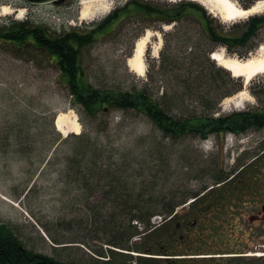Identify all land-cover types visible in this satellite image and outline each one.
Wrapping results in <instances>:
<instances>
[{"label":"rangeland","instance_id":"rangeland-1","mask_svg":"<svg viewBox=\"0 0 264 264\" xmlns=\"http://www.w3.org/2000/svg\"><path fill=\"white\" fill-rule=\"evenodd\" d=\"M130 1L132 0H109L114 3L113 9L105 14H98L93 20L75 18L62 22L59 19L61 16H58L52 27L58 33L64 30V25L67 28L65 30L77 29L90 33L113 15L115 10ZM141 1L160 7L175 3L172 0H139ZM252 1L238 0L244 4ZM75 2L80 7L79 10H82L81 0ZM22 3L23 0H0V24L26 21L25 14L20 17V12H17L25 9L20 6ZM4 5L11 6L12 14H2ZM51 8L29 7L28 21L34 25L48 26L45 17H48ZM52 9L60 14L65 11L63 7ZM198 18L187 15L180 22L171 24H161L153 18L143 20L137 16L122 19L109 33L98 35L91 44L81 48V66L86 78L96 89L123 92L146 90L154 99L160 101L165 94L170 97L177 90L179 93L184 91V82L188 77L186 69L191 68L193 74H196L198 62L201 58L204 60L205 54L210 57L211 52L224 51L232 56L247 57L257 52L264 43L263 26L246 46L229 48L224 44H217L204 36ZM220 21L213 22V25L224 28L227 34H239L244 30L245 20ZM146 30L157 33L158 36L151 38L146 54L147 70L140 76L129 68L127 59L132 54L134 44ZM38 52L26 46L25 50L15 55L5 50L0 42V98L13 97V103L38 115L52 116L70 108V113L80 123V133L86 130L91 136L103 137L110 150L108 154L116 157L113 159L116 161L113 165L116 170L120 168L125 177L137 183L158 181L155 193L161 199L167 200L172 195L176 196V207L192 201L194 196L191 193L200 194L216 185L215 177L221 171L230 173L238 163L245 165L255 154L260 153L264 134L262 130L251 131L237 140L232 138L226 141V137L212 136L206 142L210 149L205 151L199 135L189 132L179 137L166 136L147 115L133 110L125 112L111 109L96 116L87 115L85 112L78 114L80 107L76 106L74 109L70 104L68 88L62 85L60 71L55 62L48 61L47 56L37 55ZM215 63L219 66L216 61ZM210 70L208 68L207 73ZM243 83L244 87L240 92H244L242 97L246 100L242 107H233L226 98L215 115L249 109L250 106L261 108L262 101L264 102V74ZM11 104L10 100L8 105ZM8 105L0 107V120L12 115L11 111L8 112ZM184 111L190 112L183 113ZM201 113L198 105L190 103L187 109H174L171 114L179 117L182 114L194 116ZM39 125L34 127L33 133H40L44 137L40 136L34 142L24 143L13 138L1 141L4 133L0 130V195L20 206L17 207L0 196V223L12 229L28 250L63 262L100 264L103 260L91 252L101 249L105 251L107 243L112 239L113 232L106 223V217L111 209L115 210V206L112 205L110 209L103 201V188L89 191L81 186L76 180L75 170L67 182L66 165L72 162L75 166L79 160L74 153L73 144L57 145L54 154L51 151L52 144L46 139L47 135L42 133L50 132V124ZM27 150L33 151L28 154ZM220 177L226 181L230 179L223 174ZM206 193L203 196L210 192ZM262 199L259 194L255 198L246 196L229 199L224 203L228 205L226 215L214 209L205 217L201 216L199 226L193 229L181 227L175 235L178 238L182 236L183 245L187 249L191 243L194 244L191 248L194 251L189 253H208L210 256L207 257H214L208 264H264V221L250 220V217L261 210ZM207 217H210L209 224L202 222ZM190 219L193 220L189 218L185 221ZM176 220L184 222L181 218ZM156 224L158 222L154 223L152 220L150 225L143 224L144 231L150 233ZM146 236L141 238V242L145 241ZM199 241H203L204 245ZM64 242L67 244L55 247ZM139 242L135 238L130 245L135 247ZM108 247L109 251L111 249L120 253L116 261L111 259V264H145L139 258L151 257L138 253L133 248L130 252Z\"/></svg>","mask_w":264,"mask_h":264},{"label":"trees","instance_id":"trees-1","mask_svg":"<svg viewBox=\"0 0 264 264\" xmlns=\"http://www.w3.org/2000/svg\"><path fill=\"white\" fill-rule=\"evenodd\" d=\"M123 11L109 17L99 25L97 29L90 33L79 31L67 32L60 36L48 34L42 27H34L30 22H10L0 24V42L8 52L17 55L21 51L28 49L36 50L37 55L47 56L48 61L55 62L60 71L61 81L69 88L73 95L72 105H80L81 111L90 116H96L103 112L106 107L109 109H120L123 111L133 110L147 115L154 124L159 127L166 136L179 137L186 133L199 135L206 138L209 134L224 135L226 132L243 134L251 128L260 130L264 126V108L250 107L246 111L234 112L227 116L214 117V112L219 109L220 102L229 96L234 95L242 89L240 79H234L230 73L223 68L216 66L208 55H204L198 62L197 73L193 74V69H186L188 76L184 91L175 92V95L161 98L160 101L154 99L146 90L133 91H110L96 89L86 78L81 66V48L91 44L98 35L109 33L113 29L114 23L121 21L122 16L136 15L143 18H153L158 22H180L187 15H192L199 19L204 36L217 44H225L230 48L244 46L257 35L258 30L264 26V16L252 17L244 23V30L239 34H227L224 28L213 25V22L220 23L217 18L212 17L198 3L183 0L175 3H167L165 7L145 5L141 2H133ZM221 26V25H220ZM110 28V30H108ZM208 68L211 70L207 73ZM194 75V78L192 76ZM216 85V86H215ZM260 93V92H258ZM256 93V94H258ZM192 103L201 108L202 113L190 116L182 114L179 117L172 115L174 109H187ZM80 111V112H81ZM190 111H184L188 113ZM15 120L11 122L12 128L20 127L24 130V142L35 141V136L31 133L34 125L48 122V117L24 113L19 109L13 110ZM52 124V118H49ZM15 131V130H14ZM55 137L53 142L59 140V134L53 131ZM90 132L85 131L81 135H72L69 138L61 139V142L73 144L74 153L80 157L77 161L78 182L82 186L85 184V171L87 165L90 166L88 175H92L91 189L103 188V201L115 210H110L106 217V223L113 232V237L109 241L112 246L128 248V243L133 236L140 235L138 226L133 224L137 220L139 223L150 225L151 219L157 213L173 214L175 210L176 196L172 195L167 199H161L156 194L158 181H136L130 180L123 175L120 168L116 170V157L108 154L110 150L106 147L101 135L91 136ZM114 159V160H113ZM163 164V161L161 160ZM73 163L66 165L67 179L70 178ZM259 168L261 170V165ZM103 166V167H102ZM221 171L216 177L215 182L223 181ZM258 173L254 165L249 166L242 175L225 186L215 187L209 194L199 197V193H191L196 199L192 205L191 212L185 219L195 218L201 220L208 212L214 209L221 214H227L228 205L225 201L232 198L253 197L255 192L261 191V173ZM80 174V175H79ZM83 175V176H81ZM167 178V177H166ZM164 180L162 179V184ZM138 187V188H137ZM199 197V198H198ZM161 205V206H160ZM159 207V209H158ZM205 207L204 209H201ZM162 210V211H160ZM226 217V216H225ZM174 222V221H173ZM203 223H210V217L202 220ZM206 224V225H207ZM177 223H167L160 229L150 233L137 249L140 252H151L164 255L166 258L161 261L169 264H208L211 259L200 261L198 259H186L185 256L206 254L190 252L183 245L184 242L176 237L175 231ZM199 226V225H197ZM5 237L14 240L18 238L9 229L6 230ZM157 241L158 249L154 248L153 242ZM204 245L203 241H199ZM3 253L0 251V264H11L6 259H1ZM114 256L115 253L111 252ZM35 259L37 255L30 253ZM112 257V256H111ZM185 257V258H183ZM49 259V258H48ZM52 261L53 259H49ZM145 264H153V259H141ZM207 262V263H206ZM31 261L24 259L21 264H29ZM59 264H71L61 263ZM143 264V263H142Z\"/></svg>","mask_w":264,"mask_h":264},{"label":"bare ground","instance_id":"bare-ground-1","mask_svg":"<svg viewBox=\"0 0 264 264\" xmlns=\"http://www.w3.org/2000/svg\"><path fill=\"white\" fill-rule=\"evenodd\" d=\"M202 5L208 8L214 15H217L221 20L225 22H233L247 19L252 15L264 14V0L258 1L254 7L249 10H244L236 3L235 0H196ZM114 4L109 0H84V10L82 11L83 20H93L98 14L107 13L112 10ZM3 15L12 14L11 7L5 5L3 8ZM24 15V10L20 11L19 16ZM154 34L151 31H147L145 35L140 37L135 44L133 54L127 61L129 68L140 76H143L147 70L146 65V50L151 42V38ZM212 59L217 61L218 64L225 69L229 70L234 77H242L244 81L250 82L257 75L264 73V43L259 50L255 53H251L248 57L241 58L238 56H227L224 51L214 52ZM244 92L239 93L235 97L228 98L233 107H242L246 100L242 97ZM56 129L65 135L68 133H80L81 126L75 116L70 112H59L56 117ZM55 134L52 136L54 139ZM80 175V174H79ZM83 176V175H81ZM85 186H91L88 178L85 177ZM93 191H96L94 189ZM3 199L11 204L20 207L18 203L10 200L9 198L2 196ZM262 256V255H260Z\"/></svg>","mask_w":264,"mask_h":264},{"label":"flooded vegetation","instance_id":"flooded-vegetation-1","mask_svg":"<svg viewBox=\"0 0 264 264\" xmlns=\"http://www.w3.org/2000/svg\"><path fill=\"white\" fill-rule=\"evenodd\" d=\"M24 5L25 6H37V5H33L30 3H27V0H24ZM39 6H50V7H60L59 5H57L56 3H50V4H40ZM65 7V17L66 18H73L76 17L77 15V11H78V7L76 6V2L75 0H71L69 2H67V0L65 1L64 5ZM57 14H59L56 11ZM262 130L264 132V126L262 127ZM261 148L259 150V154H255V156L252 158L251 161L247 162V164H261V176L263 179V184H262V190H261V198L262 199V206L261 208L264 206V134L262 136L261 139ZM188 211H185L184 213H186ZM261 221H264V211L259 212V216H258ZM258 218V219H259ZM258 221V220H257ZM198 225V222L196 220H194L193 222H186V226L188 228H195ZM178 228H181L180 225H178ZM180 239L182 240V236L180 237ZM187 241V239H186ZM191 248L194 247V244L191 243V245L189 246ZM26 249H24V246L20 243H15L12 240H10L9 238L4 239V238H0V251L1 253H3L1 259H6L7 261H10L11 264H21L22 261H24V259H28L31 261H34V264L41 263L42 261H44L43 258H39L38 260H34V258L32 256H30L28 254V252L25 251ZM107 260H104L103 262H100V264H107ZM48 264H58L56 262H52L50 260H48Z\"/></svg>","mask_w":264,"mask_h":264},{"label":"water","instance_id":"water-1","mask_svg":"<svg viewBox=\"0 0 264 264\" xmlns=\"http://www.w3.org/2000/svg\"><path fill=\"white\" fill-rule=\"evenodd\" d=\"M31 3H51V2H56L58 4L62 3L64 0H28ZM245 9H249V8H245ZM264 210V207H263ZM178 211H180V209H178ZM254 218V217H253ZM253 218H251L250 220H253Z\"/></svg>","mask_w":264,"mask_h":264}]
</instances>
